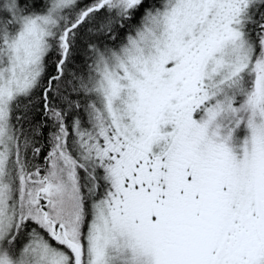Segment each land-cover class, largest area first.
Returning a JSON list of instances; mask_svg holds the SVG:
<instances>
[{
    "label": "snow or ice",
    "instance_id": "1",
    "mask_svg": "<svg viewBox=\"0 0 264 264\" xmlns=\"http://www.w3.org/2000/svg\"><path fill=\"white\" fill-rule=\"evenodd\" d=\"M0 264H264V0H0Z\"/></svg>",
    "mask_w": 264,
    "mask_h": 264
}]
</instances>
